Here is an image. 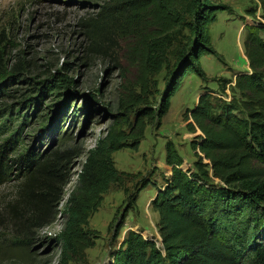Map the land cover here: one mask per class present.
<instances>
[{"label":"trees","instance_id":"trees-1","mask_svg":"<svg viewBox=\"0 0 264 264\" xmlns=\"http://www.w3.org/2000/svg\"><path fill=\"white\" fill-rule=\"evenodd\" d=\"M254 1L261 9L259 20L244 30L250 72L237 74L230 101L204 90L187 110L189 131L201 132L191 144L196 157L193 167L183 171L175 147L165 144L164 163L170 174L150 200L158 215L160 240L128 230L109 264H238L246 252H251L253 264H264V245L254 241L264 224V0ZM221 10L225 6L220 0H106L90 22L87 36L94 42L119 18L133 22L123 35L139 39L133 52L139 61L136 89L120 101L123 113L116 123L85 153L61 211L58 207L69 181L67 165L84 151L40 154L31 147L15 155L16 134L0 145V186L19 182L15 199L4 210L13 239L0 241V264H48L37 262L26 239L58 216L63 221L54 238L59 247L56 264L85 262V251L99 237L89 228V220L110 186L120 181L113 153L137 150L146 128L158 125L168 113L184 77L202 76L200 58L216 56L209 27ZM247 13L255 16L254 9ZM164 67L166 85L158 91L154 78ZM49 83L40 90L37 102L58 94L63 86L68 88L70 81L62 78ZM4 128L6 124H1L0 132Z\"/></svg>","mask_w":264,"mask_h":264},{"label":"rangeland","instance_id":"rangeland-1","mask_svg":"<svg viewBox=\"0 0 264 264\" xmlns=\"http://www.w3.org/2000/svg\"><path fill=\"white\" fill-rule=\"evenodd\" d=\"M220 3L225 10L216 13V21L209 27L216 56L200 58L202 76L184 77L168 113L158 125L146 128L137 150L123 148L113 153L120 181L110 186L89 220V228L99 237L85 251L84 263L69 264H109L128 230L159 241L158 215L151 209L150 200L170 174V167L164 163L165 144H173L183 171L192 168L196 157L191 144L201 132L189 131L187 110L195 106L204 90L230 101V87L237 74L250 72L244 54V30L259 20L260 6L254 0ZM104 5L106 0H0V125L6 124L0 132V145L16 134L15 155L31 147L40 154L84 151L67 165L69 181L59 211L74 187L85 153L116 123L123 113L120 101L136 89L139 61L133 52L139 47V39L123 35L133 22L127 24L119 18L98 33L94 42L87 36L90 22ZM253 9L255 18L247 15ZM169 64L172 66V59ZM166 75L164 67L154 78L158 91L164 89ZM62 78L70 81L68 88L63 86L58 94H48L37 102L47 83ZM28 98L33 102L28 103ZM18 185L14 180L0 186V241L6 243L13 236L4 210L15 199ZM62 221L58 216L51 225L29 233L27 247L37 262L57 263L59 247L54 238ZM255 236V245H264V224ZM250 257L251 252H246L238 264H253Z\"/></svg>","mask_w":264,"mask_h":264},{"label":"water","instance_id":"water-1","mask_svg":"<svg viewBox=\"0 0 264 264\" xmlns=\"http://www.w3.org/2000/svg\"><path fill=\"white\" fill-rule=\"evenodd\" d=\"M160 240V239H159Z\"/></svg>","mask_w":264,"mask_h":264}]
</instances>
